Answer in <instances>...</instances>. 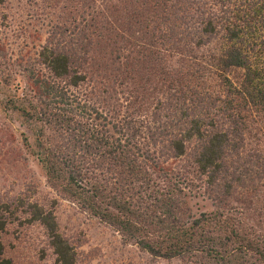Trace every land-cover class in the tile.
I'll list each match as a JSON object with an SVG mask.
<instances>
[{
    "label": "trees",
    "instance_id": "1",
    "mask_svg": "<svg viewBox=\"0 0 264 264\" xmlns=\"http://www.w3.org/2000/svg\"><path fill=\"white\" fill-rule=\"evenodd\" d=\"M16 1L44 38L13 59L0 13V111L30 130L47 184L153 258L264 264L241 217L264 218V0ZM190 194L214 208L192 214ZM23 206L0 201V257ZM24 207L75 264L53 212Z\"/></svg>",
    "mask_w": 264,
    "mask_h": 264
},
{
    "label": "rangeland",
    "instance_id": "2",
    "mask_svg": "<svg viewBox=\"0 0 264 264\" xmlns=\"http://www.w3.org/2000/svg\"><path fill=\"white\" fill-rule=\"evenodd\" d=\"M32 10L16 0L0 6V13H9L7 22L11 36L7 53L15 60L23 58V64L35 55L44 38L39 21L27 15H35ZM13 79L11 86L24 84L19 75H13ZM24 137L31 140L30 130L15 116L0 111V201L22 202L24 206L34 203L51 210L59 233L73 248L75 264H186L180 259L153 258L136 245L124 242L111 227L52 189L30 150L23 145ZM176 163L182 164L183 159L169 161L167 165L173 167ZM187 201L194 215L214 208L203 196L190 194ZM233 204L237 206L236 202ZM24 206L16 209L17 218L7 225L2 235L4 248L0 259L7 260L5 264H56L43 230L27 220ZM260 216L253 211L241 214L244 226L256 232L264 231V218Z\"/></svg>",
    "mask_w": 264,
    "mask_h": 264
}]
</instances>
